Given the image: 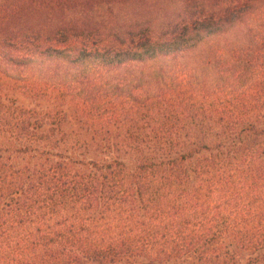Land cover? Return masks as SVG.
<instances>
[{
    "label": "trees",
    "instance_id": "16d2710c",
    "mask_svg": "<svg viewBox=\"0 0 264 264\" xmlns=\"http://www.w3.org/2000/svg\"><path fill=\"white\" fill-rule=\"evenodd\" d=\"M0 264H264V0H0Z\"/></svg>",
    "mask_w": 264,
    "mask_h": 264
},
{
    "label": "rangeland",
    "instance_id": "374dc122",
    "mask_svg": "<svg viewBox=\"0 0 264 264\" xmlns=\"http://www.w3.org/2000/svg\"><path fill=\"white\" fill-rule=\"evenodd\" d=\"M179 79H181V81L183 82L185 81L184 76H180ZM17 97L18 98H17L16 104L20 105L21 107L25 109H35V110H41V112H50V113H53L56 108L59 109L56 101L48 102V101L41 100V99H34L32 97H25L19 94L17 95ZM63 104H64L63 106L61 105L62 111L59 113L60 128H81L80 122L77 120V115L76 113H74L75 106L69 102L68 97L64 99ZM51 116L52 115H50V118L47 119V122H52ZM48 126H51L50 128H58L55 123H52V124L49 123V124L43 125L42 128H49ZM110 128H114V127L110 126Z\"/></svg>",
    "mask_w": 264,
    "mask_h": 264
}]
</instances>
